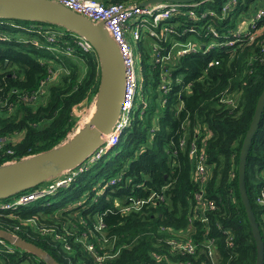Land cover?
I'll use <instances>...</instances> for the list:
<instances>
[{"label": "trees", "instance_id": "16d2710c", "mask_svg": "<svg viewBox=\"0 0 264 264\" xmlns=\"http://www.w3.org/2000/svg\"><path fill=\"white\" fill-rule=\"evenodd\" d=\"M144 1L105 0L124 4ZM208 1L204 6L217 14L218 18L213 20L221 35L264 5V0H238L236 8L223 16L226 0ZM175 18L180 22L175 30L195 23L182 13ZM2 20L10 23L6 31L0 32V138L3 139H0V165L49 150L66 140L76 125L73 108L94 98L100 84L98 61L93 55L75 50L70 56L68 47L74 46L71 38L54 42L34 30L62 26L14 18ZM204 24H197L195 30L183 35L168 33L169 37L161 40L148 32L142 33L138 40L141 73L146 84L154 86L153 97L161 100L163 109L154 103L148 105V93L146 97L142 94L138 102L139 92L127 138L109 151L115 150V157L106 159L112 163L106 178L121 173L123 180L105 190H93L96 185H85L84 177L80 178L57 192H69L67 204L72 208L65 209L60 203L54 208L43 206L38 226L27 221L36 210L27 212L23 208L22 216H0V228L16 232L45 249L60 264H256L257 246L240 196L238 168L244 138L264 91V33L256 40L240 41L220 51L213 48L205 53L200 48L198 52L180 55L181 47L176 46L169 60L154 62L159 51L161 56H170L172 38L180 43L212 41L215 36L202 27ZM50 62L60 63L65 69L55 81L46 84L42 98H34L43 89ZM165 65L173 88L168 92L161 89L169 83L163 78ZM233 94L237 95L235 108L226 105ZM193 141L198 151H204L210 168L204 185L207 196L216 201V208L208 212L210 225L202 221L199 211L191 221L198 192L193 179L195 161L190 159ZM156 143L163 145L164 154L154 148ZM143 144L146 149L141 151L139 146ZM104 159L105 156L97 162L98 168ZM105 185L102 183L103 188ZM246 186L264 238V203L257 201V196L264 194V113L248 155ZM153 193L162 194L164 200L156 204L147 202L128 212L121 209L131 202V197L148 199ZM83 196L88 197L85 206L101 212L83 209L84 203L76 201ZM56 215L64 218L56 220ZM42 218L46 219L44 223H40ZM100 220L106 225L103 232L98 230ZM191 225L196 238L208 232L216 236V263L204 249L177 253L167 244V234L161 232L163 226L187 229ZM17 226L19 230L15 229ZM89 243L94 250L87 248ZM11 247L15 251H4L0 264H47L30 251L14 244ZM109 253L115 256L110 257ZM99 255L102 260H98Z\"/></svg>", "mask_w": 264, "mask_h": 264}, {"label": "built area", "instance_id": "2783aa9c", "mask_svg": "<svg viewBox=\"0 0 264 264\" xmlns=\"http://www.w3.org/2000/svg\"><path fill=\"white\" fill-rule=\"evenodd\" d=\"M61 4L67 6L68 8L86 16L93 22H104V25L114 38V40L119 45L121 53L124 58L126 66V86H125V95L123 100V105L121 108V113L117 123L115 124L113 130L110 134L105 137L103 144L81 165L78 167L66 171L57 178H53L35 188L23 191L16 194L15 196L0 200V216L4 217L7 215L22 216L23 208L25 206L40 201L48 196L56 195L60 189H67L71 186L72 182L84 176L93 166L97 165L98 161L101 160L107 152H109L113 147L120 143L123 135L126 133L127 128L131 125V114L132 109L134 108V103L139 95L140 82L142 79L141 73H138L136 67V55L135 48L132 43V40L138 42L142 37V33H147L153 36H156L158 40L163 38H168V33L183 35L188 31H193L197 27V24L205 22L202 27H207L209 31H212L215 38L210 42L199 41L194 42L192 40L186 43H180L175 38L172 40L175 43L172 44V49L169 52L170 56H161L156 54L154 57V62L160 64L162 61H167L171 58L174 53L176 46L181 47L178 49V54H192L198 52L200 48L203 49V52H208L210 49L217 48V51H220L222 47L233 46L237 42L245 40H256L257 36L264 33V5L261 4L257 7L253 15L246 20H240L235 28H229L225 35H221L217 24H214L213 17L218 18L217 14L211 7H205V4H209L208 0H196L191 2L184 1H160L152 3L147 6H142L137 3L133 4H124V3H114V2H105V0H55ZM238 0H226L223 3L222 13L223 16L226 15L228 11L236 8ZM235 5V6H234ZM182 13L188 18L194 21V24H188L184 27L183 30H175L180 22H176V14ZM197 23V24H196ZM215 27V28H214ZM37 34L42 37H47L49 40L54 42H60L61 40H66L68 37L71 38L74 46H69L67 53L70 56L74 55L75 50H80L84 54L93 55L98 61V69L100 70L99 57L95 51L93 44L85 37L78 35L69 30H64L59 26H45L41 28L34 29ZM132 39V40H131ZM36 42V40L34 41ZM155 47L160 49V45L155 43ZM49 49H54L53 47H48ZM140 50V47H139ZM217 64V61H214ZM65 68L60 64L49 63L48 77L43 81V89L39 90V95H35L34 98H42L44 94V88L46 84H49L57 79V76L61 74L62 70ZM164 73L163 78L168 80L167 73L169 68L167 65L163 66ZM168 84H163L161 89L165 92L171 91L173 88L170 86V81ZM237 99V98H236ZM235 97L228 98L226 103L227 106L235 108ZM82 103L73 108V113L75 115L76 109L82 107ZM84 109H81V112ZM82 126L89 118L84 117ZM79 126V127H80ZM78 127V128H79ZM77 126L73 129V134L77 129ZM1 139V138H0ZM3 140V139H1ZM190 159L193 158L195 161V170L193 173V179L197 183L198 192L195 194L194 202V213L191 221L196 216L197 211H199V217L202 221L210 225L211 220L209 219L208 212L216 208V201L207 196L206 187L204 186L208 182L209 177V165L206 162L204 151H198L196 142L193 141L190 148ZM123 180V176L119 173L116 176L111 177L110 179L105 178L104 182L106 185L103 188L110 187L112 184H116L119 181ZM128 180V179H125ZM264 191V189H263ZM87 198H82L78 201V204L84 203V208L89 213H96L101 211H93L90 208V205H86ZM131 202L121 207L125 212H128L134 208H139L141 204L147 202H153L154 204L158 203L159 200H164L162 194L153 193L149 196L148 199H141L137 197H131ZM75 201V202H76ZM257 201L264 203V194H259L257 196ZM119 205V203H117ZM43 206V205H42ZM72 205H68L65 209L72 208ZM43 215L41 213L33 214L30 219L27 221H37ZM48 216V215H46ZM44 216V217H46ZM100 217V215H96ZM106 228L105 223L102 220L99 221L98 230L101 232ZM19 230L17 226L15 228ZM162 233H166L167 236L165 240L170 248L175 250L177 253H195L199 249H204L208 252V255L212 259L213 263L217 262V240L211 232H208L205 236L201 238H196L194 236L195 230L194 226L191 225L187 229H178L174 226H163L161 228ZM16 236V232H14ZM60 237V236H57ZM105 241L107 238L105 237ZM0 255L6 252H14L6 240L0 237ZM89 250H94L95 247L93 244L89 243L87 245ZM108 256L114 257V253H109ZM98 260H102L103 256H97ZM190 264V263H189Z\"/></svg>", "mask_w": 264, "mask_h": 264}, {"label": "water", "instance_id": "95a60500", "mask_svg": "<svg viewBox=\"0 0 264 264\" xmlns=\"http://www.w3.org/2000/svg\"><path fill=\"white\" fill-rule=\"evenodd\" d=\"M165 0H146L147 6ZM195 1V0H169ZM0 18L48 22L87 38L94 46L100 62V84L94 110L87 122L58 146L0 165V200L35 188L66 171L81 165L104 142L119 119L126 86V66L119 45L104 22H93L86 16L55 0H0ZM264 113V91L258 99L251 125L240 152L238 183L241 199L252 227L256 246V264H264V238L251 204L246 170L253 139ZM0 237L38 255L47 264H60L38 245L0 228Z\"/></svg>", "mask_w": 264, "mask_h": 264}, {"label": "rangeland", "instance_id": "374dc122", "mask_svg": "<svg viewBox=\"0 0 264 264\" xmlns=\"http://www.w3.org/2000/svg\"><path fill=\"white\" fill-rule=\"evenodd\" d=\"M140 4V3H139ZM247 17V16H246ZM6 19H10V18H6ZM7 23H10L8 20H2L0 21V32L2 31H6V25ZM221 29H225V26H222ZM17 32H19L20 30L19 29H16ZM173 43H175L174 40H172ZM133 45H134V48H135V55H136V67H137V71L138 73H141V56H140V50H139V45L137 42L135 41H132ZM142 75V79H141V82H140V87L142 86L144 88V91H142V88H140V97L138 98V102H140V100L142 99V94H144L143 96L146 97V93L150 94V99L148 101V105L149 103L153 104L154 106H157L158 109L162 110L163 107H162V103H161V100L158 101V98H154L153 97V94H154V86L152 84H149L147 85L146 84V80L144 78V75L141 73ZM144 79V80H143ZM233 96L237 97V95L233 94ZM93 104H85L83 105L82 107L80 108H77L76 109V112H75V119H76V125L77 128L82 124V120L85 119L84 117L86 118H90L91 114H92V110H94V108H92ZM81 109H84L82 112H81ZM127 133L123 135L122 138L126 139L127 138ZM158 148V150L164 154V148H163V145H159L158 143L154 144V148ZM139 149L141 151H144L146 149V145L143 144V145H140L139 146ZM115 154H116V151H112V152H107L105 154V159L101 162V165L100 167L98 168V165L95 166L93 169H92V172L87 174L86 176H81V178H83V184L85 185H88V186H92V185H96L94 189H102L103 190V186H102V183L104 182L105 178L107 177L106 175L110 174L111 173V169H112V163L111 162H107L106 159H109V158H113L115 157ZM45 183H48L45 182ZM44 184V183H43ZM102 190L100 191L102 193ZM64 192H60L56 195H52V196H48L40 201H37V202H34V203H31L27 206H25L26 209H33V210H36L35 213H41V214H44V209H42V205L43 206H48V207H52L54 208L55 207V204L57 203H60V205H63V208L67 207L69 204V201L68 200V195H69V192H66V190H63ZM82 198H86V196H83V197H80L78 198L79 200L82 199ZM72 202H75V200H71ZM41 203V204H40ZM39 204L41 206H39ZM66 205V206H65ZM56 220H61L62 217L64 218V216L62 217H59L58 215L54 216ZM68 219V218H67ZM46 219L42 218L40 219V223H44ZM38 221H34V224L36 226H38ZM8 245L10 246H13L12 243L10 242H7ZM73 260V259H72Z\"/></svg>", "mask_w": 264, "mask_h": 264}, {"label": "crops", "instance_id": "0c3cea01", "mask_svg": "<svg viewBox=\"0 0 264 264\" xmlns=\"http://www.w3.org/2000/svg\"><path fill=\"white\" fill-rule=\"evenodd\" d=\"M251 16H252V14H251L250 16L243 17L241 20L249 19ZM95 101H96V96H95L94 98H92L91 100H89V101L85 100L84 102H82V105H85V104L88 105L89 102H90V104H93V105L95 106ZM93 105H92V106H93ZM94 106H93L92 108H94Z\"/></svg>", "mask_w": 264, "mask_h": 264}, {"label": "clouds", "instance_id": "9594fccd", "mask_svg": "<svg viewBox=\"0 0 264 264\" xmlns=\"http://www.w3.org/2000/svg\"><path fill=\"white\" fill-rule=\"evenodd\" d=\"M40 204H41V203H40ZM40 204H39V206H41ZM41 207H43V206H41ZM25 210H26L27 212L34 211L33 209H29V210H28V209H25ZM43 213H44V212H43ZM34 214H36V213H34ZM6 241H7V240H6Z\"/></svg>", "mask_w": 264, "mask_h": 264}]
</instances>
